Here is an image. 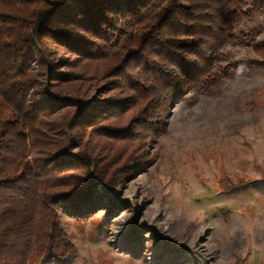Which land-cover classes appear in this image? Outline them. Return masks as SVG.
Wrapping results in <instances>:
<instances>
[{"label":"trees","instance_id":"trees-1","mask_svg":"<svg viewBox=\"0 0 264 264\" xmlns=\"http://www.w3.org/2000/svg\"><path fill=\"white\" fill-rule=\"evenodd\" d=\"M262 31L264 0H0V264L71 257L57 211L109 201L233 47L264 68Z\"/></svg>","mask_w":264,"mask_h":264},{"label":"rangeland","instance_id":"rangeland-1","mask_svg":"<svg viewBox=\"0 0 264 264\" xmlns=\"http://www.w3.org/2000/svg\"><path fill=\"white\" fill-rule=\"evenodd\" d=\"M232 55L233 75L173 106L166 134L143 146L150 160L109 201L57 211L73 255L29 264H264V68L245 47Z\"/></svg>","mask_w":264,"mask_h":264}]
</instances>
